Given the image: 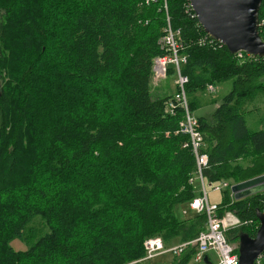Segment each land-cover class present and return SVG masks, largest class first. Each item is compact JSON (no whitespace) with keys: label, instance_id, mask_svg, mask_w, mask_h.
Segmentation results:
<instances>
[{"label":"trees","instance_id":"obj_1","mask_svg":"<svg viewBox=\"0 0 264 264\" xmlns=\"http://www.w3.org/2000/svg\"><path fill=\"white\" fill-rule=\"evenodd\" d=\"M146 2L0 0V264L190 263L193 245L140 261L146 239L190 242L206 224L204 213L179 211L198 194L189 183L196 160L179 132L183 110L167 111L176 87L151 94L152 60L165 54L159 40L168 23L186 57L180 69L192 113L207 86L231 83L211 116L195 117L208 156L205 182L264 175V129L246 123L249 106L264 96V59L199 46L205 33L190 0ZM259 35L264 42V0ZM171 75L169 67L164 80ZM221 199L219 217L251 221L228 231V241L254 237L264 192L236 201L224 190ZM36 218L46 233L33 232ZM14 239L28 248L15 251Z\"/></svg>","mask_w":264,"mask_h":264},{"label":"built area","instance_id":"obj_2","mask_svg":"<svg viewBox=\"0 0 264 264\" xmlns=\"http://www.w3.org/2000/svg\"><path fill=\"white\" fill-rule=\"evenodd\" d=\"M155 2H157V0H147L146 4ZM164 8H167L166 2H164ZM178 35L179 31H173L168 23L164 29L163 37L159 40L160 48L165 54L153 58L151 80L157 82L166 79L168 68H174V85L176 91L167 103V111L171 115H174V110L176 108L180 107L183 110V119L179 124V132L188 136L187 143L191 144L196 154L195 176L190 179L189 183L193 186L198 183L200 186V191H197V197L189 203V209L198 214L204 213L206 215V224L205 229L190 242L166 247L159 237L146 239L143 243L145 255L140 261H150L165 254L180 256L188 246L193 245L196 251L189 264H207L205 257H207L210 252L216 255V261L208 264H238L237 245L230 243L226 234L231 229L251 224V221L241 222L234 213H228L223 217H218L217 212L219 207L209 203L208 194L206 192V182L203 176L204 170L208 168V158L207 155L203 153L204 142L203 136L199 131L198 121L190 111L188 105L185 90L188 78L181 73L180 69L186 57L180 55L182 47ZM198 45L202 47L222 46L207 34L199 39ZM235 56L241 61H248L254 57L242 51L235 53ZM214 90V86H207V91L209 93L214 92ZM184 147H186V144ZM198 153L202 154L199 155ZM208 186L211 187L214 192L229 190L231 197L233 196L231 192L232 185L228 182L221 181L218 183H209ZM254 264H264V252L257 257Z\"/></svg>","mask_w":264,"mask_h":264},{"label":"water","instance_id":"obj_3","mask_svg":"<svg viewBox=\"0 0 264 264\" xmlns=\"http://www.w3.org/2000/svg\"><path fill=\"white\" fill-rule=\"evenodd\" d=\"M263 0H190V7L205 34L229 53L239 51L264 59V42L259 35V11ZM236 201L264 192V175L233 184ZM259 226L254 237L238 236V264H254L264 252V213L257 210ZM207 257H205L206 260Z\"/></svg>","mask_w":264,"mask_h":264},{"label":"rangeland","instance_id":"obj_4","mask_svg":"<svg viewBox=\"0 0 264 264\" xmlns=\"http://www.w3.org/2000/svg\"><path fill=\"white\" fill-rule=\"evenodd\" d=\"M160 88L166 90L165 94H163V95H167V93L170 91L174 92V88H175L174 87V76L171 75L167 80H161V81H157V82H153L151 80V94H152L153 98L163 96V95H159V93H157V90H159ZM230 88H231V83L227 82V83L220 84L217 87H215L214 93L205 94L206 93L205 92L204 93L205 97H204V101L202 100V105L203 104H206V105H204V106L201 105V107L196 109V111L193 113L194 116L195 117H209V116H211L212 113L217 108V106L220 104L222 98L228 94V92L230 91ZM259 107H261L260 109L264 108V96L259 98L257 101L256 108H259ZM254 116H255V118L259 119L258 115H256L255 113L246 118L248 127L251 128L252 130L264 128L263 122L258 121V120H255V122L251 121V118H253ZM260 116H261V118H263L262 116H264V114L263 115L261 114ZM195 186L197 187L196 190L200 191L199 184L196 183ZM206 192L208 194V200H209L210 204H220L221 203V201H222L221 197H222L223 191L214 192L212 190V188L208 186V182H206ZM179 211L183 214L186 212L185 217H190V215L192 214L187 205H182L180 207ZM226 214H228V213H226ZM36 219L37 220H34V222H32V225H31L33 232H35L36 235H41L45 231L47 232L48 229L45 228V226L42 224V222H40L38 220L39 218H36ZM234 229H236V228H234ZM237 243H238V240H237ZM10 245H11V247H13V249L15 251L23 252L28 248V243L24 242L22 240H19V239L12 240ZM209 254H211L212 259L214 258L213 260L216 261V255L212 252H210ZM167 258L169 259L171 257L169 256Z\"/></svg>","mask_w":264,"mask_h":264},{"label":"crops","instance_id":"obj_5","mask_svg":"<svg viewBox=\"0 0 264 264\" xmlns=\"http://www.w3.org/2000/svg\"><path fill=\"white\" fill-rule=\"evenodd\" d=\"M157 93H159V95H163V90H162V88L161 89H159V90H157ZM161 97V96H160ZM257 101H258V99L255 101V102H253L250 106H249V113L247 114V116H246V118L248 117V116H250V115H253L254 113L256 114V115H258V117H259V119H257V118H255V116L253 117V118H251V121H254L255 122V120H258V121H261V122H263L264 123V116H262L263 118H261V114L263 115L264 114V108L263 109H260L261 107H259V108H256V106H257ZM204 105H206V104H203L202 106H204ZM257 112V113H256ZM257 117V116H256ZM246 123H247V120H246ZM248 126V125H247ZM250 130H252L251 128H249ZM262 129H264V128H262ZM262 129H255V130H252V131H258V130H262ZM222 198V197H221ZM214 259V258H213ZM212 259V257H211V254H208L207 255V258H206V263L208 264V263H214L215 261Z\"/></svg>","mask_w":264,"mask_h":264},{"label":"bare ground","instance_id":"obj_6","mask_svg":"<svg viewBox=\"0 0 264 264\" xmlns=\"http://www.w3.org/2000/svg\"><path fill=\"white\" fill-rule=\"evenodd\" d=\"M160 57V56H159ZM182 73V72H181ZM185 76V75H184ZM186 148H190V150L192 151V153H193V155H194V157H195V160H196V154H195V152L193 151V149H192V147H191V144L190 143H186ZM199 155H201L202 153H198ZM207 158H208V156H207ZM234 196V195H233ZM235 199V198H234ZM215 205H217L218 206V204H215ZM219 207V206H218ZM264 213V212H263ZM217 214H218V212H217ZM218 217H219V215H218Z\"/></svg>","mask_w":264,"mask_h":264}]
</instances>
